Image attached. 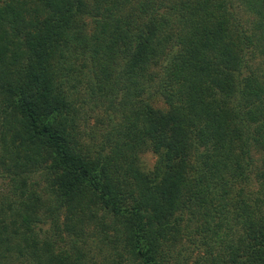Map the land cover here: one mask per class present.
I'll use <instances>...</instances> for the list:
<instances>
[{
    "label": "trees",
    "instance_id": "trees-1",
    "mask_svg": "<svg viewBox=\"0 0 264 264\" xmlns=\"http://www.w3.org/2000/svg\"><path fill=\"white\" fill-rule=\"evenodd\" d=\"M0 181V264H264V0H0Z\"/></svg>",
    "mask_w": 264,
    "mask_h": 264
},
{
    "label": "rangeland",
    "instance_id": "rangeland-1",
    "mask_svg": "<svg viewBox=\"0 0 264 264\" xmlns=\"http://www.w3.org/2000/svg\"><path fill=\"white\" fill-rule=\"evenodd\" d=\"M76 65L77 66L80 65V61H77ZM82 69H83V73H85L86 67H83ZM87 74H88V71H86V76L85 75L84 76L87 77ZM86 86L84 83H81V84L77 85V88H76L77 92L79 94H82V96H83L82 98L83 99L85 98L83 101L79 100L75 103L77 110H79L78 115L80 116V119L78 122L79 123L78 128L81 129V131H82L81 136L84 137L85 141H87V138H88L87 142L93 141V142H96L99 144L100 142L98 140H100V138H101L99 133L104 132L106 127L108 126V122L110 123V120H108L107 125H104L106 116L109 115L111 118V121H113V120H115L116 115H113L111 112L105 111V107H106L108 100L104 101V100H102V98H95L93 96H88L85 93ZM88 89L89 88L87 87V91H88ZM78 93H76L75 95H78ZM72 94H74V92ZM157 105H159V103ZM83 131H84V133H83ZM88 131H92L95 133L93 135H94V138L96 140H93V137L89 136ZM154 161H155V155L152 152L144 151V152L139 153V163H140L141 168L144 171L151 170L153 167ZM1 187H2V183L0 181V188ZM98 212L100 213V211H98ZM91 229L92 228L89 227L86 229V231L87 232L91 231ZM83 237H85V235L81 236V239ZM198 249H200V248H198ZM199 253H201V252H199ZM192 254H195V253L192 252Z\"/></svg>",
    "mask_w": 264,
    "mask_h": 264
}]
</instances>
